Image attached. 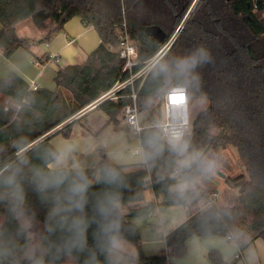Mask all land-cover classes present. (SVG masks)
<instances>
[{"label":"trees","instance_id":"16d2710c","mask_svg":"<svg viewBox=\"0 0 264 264\" xmlns=\"http://www.w3.org/2000/svg\"><path fill=\"white\" fill-rule=\"evenodd\" d=\"M263 14V0L258 1L256 12L254 0H0V24L3 27L0 50L6 58L20 48L31 51L33 40L16 33V26L28 19L44 33L42 42L46 44L75 17H79L85 26L93 27L101 40L84 64L57 71L55 90L41 87L33 90L15 72L0 79V94L19 106L0 102V165L15 157L0 173V179L17 167L20 169L18 180L23 190V217L30 218L41 228L35 243L45 253L46 264L65 263L64 256L54 259V246L62 244L68 233L59 226L49 230V226L56 222L49 218L51 201L37 191V173L50 176L63 171L70 177L75 175L73 169L49 168V164L55 161L54 154L59 152L51 140L56 136L69 139L79 119L67 121L112 89L121 78L125 61L113 49L120 44L124 24L130 38L138 45L141 61L153 57L175 35L174 43L162 60L185 55L198 46L208 50L212 62L196 70L198 83L187 85L190 100L209 102L196 115L186 134L189 151L205 149L204 157L210 150L234 147L245 173L224 179L227 185L239 190V197L233 205L211 206L199 212L200 200L208 199L214 191L202 186L205 173L197 166L179 170L177 157L168 150L166 143L159 156L146 160L151 173L144 168L126 171L125 166L110 163L104 149L98 147L99 165L83 169L90 182L83 212L88 223V248L96 245L94 233L101 220L96 205L105 193L118 194L116 215L120 233L137 247L138 257L131 259L129 264H174L172 260L186 254L190 238L207 236L231 237L238 246L231 262L225 261L219 250H210V264H238L243 252L256 239L264 240ZM152 26H159L166 33L163 43L148 31ZM180 26L182 28L177 32ZM49 59L45 54L40 62L44 64ZM127 77L128 73L122 79ZM163 83V77H157L151 71L138 93V104L147 111L155 107L160 112ZM129 92L130 88H127L120 93ZM130 102L127 97L106 100L96 108L109 116L110 123L118 124L122 109ZM151 131L150 126L143 129L140 135L142 148L146 149V137ZM106 166L119 172V185L103 180L102 170ZM175 172L178 176H172ZM185 178L194 182L197 188L188 190L181 197L172 188ZM147 188L162 197L160 206L182 205L190 213L184 223L166 236L167 252L154 257L145 256L138 227L129 221L133 217L150 216L156 211L158 205L153 203L128 208L144 202ZM4 192L5 188L0 184V196ZM13 206L11 198L0 199V215L4 208L8 209L0 228V245H6L14 253L3 264H13L14 260L15 264H29L23 258V252L29 239L33 242V238L21 232L22 217L17 218ZM87 255V251L76 254L73 264H85ZM97 255L101 264H106L105 256L99 251Z\"/></svg>","mask_w":264,"mask_h":264},{"label":"clouds","instance_id":"9594fccd","mask_svg":"<svg viewBox=\"0 0 264 264\" xmlns=\"http://www.w3.org/2000/svg\"><path fill=\"white\" fill-rule=\"evenodd\" d=\"M212 57L207 49L198 46L185 55L174 57L171 60L158 61L152 68L157 77H163L162 84L163 99L166 113L163 118L156 119L151 131L146 137V149L141 148L140 152L145 160L154 159L162 152L166 143L168 150L177 157L176 164L179 170L191 169L197 166L204 173H211L215 170L214 160L203 157L197 151L189 152L190 143L186 138L185 129L189 124L187 105L189 94L187 85L199 82V74L196 71L204 64L211 63ZM179 97L180 99H174ZM64 152L54 154L57 165L64 161ZM20 169L17 167L10 174L0 179V184L5 192L0 199L9 197L13 201L12 211L17 218L24 216L22 211L23 190L20 186L18 176ZM103 180L112 185H119L121 177L119 172L112 167H105L102 170ZM39 182L37 191L50 200L52 208L49 218L54 220L55 225H50L51 231L54 226L66 229L68 235L62 244L54 246L56 251L54 259L64 256L72 262L77 259L76 254L87 251L88 255L85 264H101L97 251L105 256L106 264H125L126 241L120 233V222L116 215L119 208V196L114 193H105L97 201L96 209L101 217L98 229L94 233L96 245L88 248L87 228L88 223L83 212L87 203L86 194L90 187L83 169L77 167L75 175L71 176L63 171L56 172L50 176L37 173ZM195 183L185 178L177 183L174 191L183 197L189 189H194ZM31 220L24 217L21 223V232L31 237ZM13 250L6 245H0V264L9 256H13ZM45 253L38 243H33L31 238L26 245L23 258L29 264H46ZM15 264V260L13 261Z\"/></svg>","mask_w":264,"mask_h":264},{"label":"crops","instance_id":"0c3cea01","mask_svg":"<svg viewBox=\"0 0 264 264\" xmlns=\"http://www.w3.org/2000/svg\"><path fill=\"white\" fill-rule=\"evenodd\" d=\"M79 19V20H78ZM74 23V24H73ZM25 27H34L37 31L30 39L33 40L31 51H27L23 48L18 49L14 55L10 58H5L4 62L7 64L6 69H3V73H7L10 69H13L20 76H22L29 84L35 82L38 87L48 83L43 82V78L47 75L48 70L52 67L56 68L53 73L55 75L57 71L66 68L70 65H82L86 62L89 55L98 47L101 40L97 31L93 27L85 26L79 17H75L70 20L64 27V32L55 36L53 42L46 44L45 48L38 45L42 42L40 39L43 37V32L36 29L32 20L28 19L16 26V33L19 37H25L20 34L21 31L25 32ZM0 25V31L2 30ZM39 39V41H37ZM36 47V52L32 49ZM25 51V52H24ZM38 51V53H37ZM0 50V56H2ZM47 54L49 60L46 63H41L42 56ZM57 57V60L54 59ZM4 63V64H5ZM0 102L5 105L16 106V104L8 97L0 94ZM95 113H98L95 115ZM98 117L103 121L101 125L94 122ZM79 121L73 127L72 135L69 139H63L60 136L52 138L51 144L59 151L64 152V161L62 164L57 165L56 161L49 164V168L52 170L59 169H73L77 167L81 169L95 168L99 165L101 157L97 152L99 145H103L106 149L107 157L110 163L115 165L125 166L126 171H132L138 168L148 169L151 173L149 166L146 165V160L141 156L140 149L142 148L140 137L138 138L139 145L135 152L131 154L128 151H122V147H128L126 144V136L131 135L127 128L122 123V116L119 117L120 122L118 124L110 123L109 116L97 108L89 111L80 118ZM106 124L107 127L103 126ZM112 128L113 131H109ZM108 132V133H107ZM95 137L94 135H98ZM195 150H191L192 152ZM205 149L197 151L204 153ZM129 154L130 156H128ZM139 156V159H135L132 156ZM15 157L10 158L0 165V173L8 168V166L14 161ZM220 171H217V174ZM220 176V175H219ZM208 181L219 184L211 178ZM225 177L222 181H224ZM176 185V184H175ZM173 186V190L174 187ZM203 187H206L202 185ZM218 186V185H217ZM197 185H195V188ZM193 190V189H189ZM218 193L213 192L209 195L208 199L200 200L198 204V211L202 212L210 208L208 204L210 200L214 198V195ZM144 202L141 204H132L128 208L141 207L145 204L153 203L158 205L156 211L147 217H133L129 221L138 227L140 237L142 240V247L145 256L154 257L167 252L165 238L175 228L184 223L190 216L188 210L182 205H174L169 207L160 206L163 202L162 197L155 195L151 188H147L144 194ZM212 200V206L217 207L216 199ZM8 209L4 208L0 215V228L3 226ZM39 227V226H38ZM34 232L30 229L33 243L40 233ZM126 243L125 264H129L130 260L138 257L137 247L134 243L124 239ZM212 249L219 250L224 260L231 262L234 260L236 253L238 252V246L227 238L220 236H207V237H192L188 240V248L184 257L176 260H172L174 264H210L208 259V252ZM66 258L64 264H73ZM238 264H264V240L262 238L256 239L244 252L243 256Z\"/></svg>","mask_w":264,"mask_h":264},{"label":"built area","instance_id":"2783aa9c","mask_svg":"<svg viewBox=\"0 0 264 264\" xmlns=\"http://www.w3.org/2000/svg\"><path fill=\"white\" fill-rule=\"evenodd\" d=\"M258 1L259 0H254L255 12L258 10ZM263 5H264V0H263ZM179 31L180 28L177 30V32ZM175 39H176V35L173 36L171 39H169L167 42H165L153 57H151L146 61H141L138 45L130 38L126 30V26L124 24L122 31L120 32V44L113 49L125 61L121 78L112 87V89L104 93L99 99H97L95 102H93L92 104L81 110L76 115H74L67 122H72L73 120L80 118L84 114L95 109L97 105L101 104L106 100L117 101L120 98L127 97L131 100V102L122 109L121 112L122 123L124 124V126L127 128L128 132L131 135L140 137L143 129L145 127H149V126L151 127L152 124L143 126L140 122L141 116H143L147 112V110L145 108H142L138 104V93L145 79L151 72L153 66L166 56L172 44L174 43ZM54 59L57 60V57H54ZM127 73H128V77L126 79H122V76ZM29 85L30 88L33 90H37L39 88L35 82H31V84ZM127 88H130V92L128 94L120 93L121 91ZM174 99H180V98L175 97ZM159 103H160V113L163 118L166 113L165 102L163 97L160 99ZM16 107L19 106L16 105ZM6 109L8 108L6 107ZM187 112H188L189 124L185 129L186 134L190 131L192 126V119L190 116V98L187 105ZM172 176H178V173L175 172L172 174ZM216 197L217 194L214 195V198ZM214 198L212 200H214ZM212 200H210V202L208 203L210 206H212ZM228 240L231 241L232 238L228 237Z\"/></svg>","mask_w":264,"mask_h":264},{"label":"rangeland","instance_id":"374dc122","mask_svg":"<svg viewBox=\"0 0 264 264\" xmlns=\"http://www.w3.org/2000/svg\"><path fill=\"white\" fill-rule=\"evenodd\" d=\"M183 24H184V22H182L181 25H183ZM33 28L34 27H25V32L21 31L20 34L27 37V38H30L33 34L37 33V31ZM62 32H64V29L60 33H62ZM54 38L52 39L50 44L53 42ZM40 40L42 41L43 37ZM37 41H39V39H37ZM38 45L42 48H45L46 43L39 42ZM32 49L36 52V47H33ZM37 53H38V51H37ZM4 60H5V58L3 57V54H2V56H0V79L9 77L11 75V73H13V72L17 73L13 69H10L8 71V74L3 73L2 70L6 69V66H7V64L4 62ZM55 71H56L55 67H52L48 70L47 75L43 78L42 81L45 83H48L49 86L45 85L41 88H46L49 90H55L56 85H55L54 76H53V73ZM208 104H209V102L207 100H190V116L192 119V123H193V120L196 117V115L199 112H201L202 110H204L208 106ZM7 106H11V105L8 104ZM96 114H98V113H95V115ZM159 115H161L159 112V109L154 107L151 110L147 111L143 116H141L140 122L143 126H147L149 124H152L159 117ZM121 116L122 115H120L119 117H121ZM94 118H95L94 122H96V124L101 125L102 123H104V120L102 121L98 117V115ZM103 126L106 129L107 125L103 124ZM109 131L110 132L113 131L112 128ZM214 133H218V131H215ZM99 135L100 134L94 135V136L98 137ZM126 138H128V139H126V144L128 145V147L127 146L124 148L122 147V151L124 149L125 152L128 151L131 154L132 152L136 151V149L139 145V141H138L139 137L127 135ZM98 147H102L106 153V149L104 148L103 145H99ZM97 152H98V148H97ZM127 155L130 156L129 154H127ZM106 156H107V154H106ZM204 157H207L208 159L214 160L216 167H215V170L213 172L205 173L204 178L201 179V184L206 186L209 190H212V191H215L218 193V198L216 197L217 201L215 203L217 205V208H220L222 206L233 205L239 197V190L230 187L224 181H222L223 178H222V176H219V173L224 174L225 178L229 177V176L235 177L239 174L245 173V167L239 161L237 149L234 147H227L224 149L210 150V151L205 153ZM132 158L135 160V159H139L140 157L135 155V156H132ZM107 159H108V157H107ZM108 161H109V159H108ZM135 161H137V160H135ZM217 171H220V172L217 174ZM206 178H211L214 181L218 182L219 184L212 183V181L210 182V181H208L209 179H206ZM21 220H22V222H24V217H22ZM31 225H32L31 228L34 232L39 231L38 225L35 222H33L32 220H31Z\"/></svg>","mask_w":264,"mask_h":264},{"label":"water","instance_id":"95a60500","mask_svg":"<svg viewBox=\"0 0 264 264\" xmlns=\"http://www.w3.org/2000/svg\"><path fill=\"white\" fill-rule=\"evenodd\" d=\"M227 1H231V0H227ZM180 29L182 28V26L179 27ZM148 31L154 36V38L159 42V43H163L164 40L166 39L167 35L166 33L162 30V28H160L159 26H152L148 28ZM98 106V105H97ZM96 106V107H97ZM220 176H222V178L225 177L224 174L219 173Z\"/></svg>","mask_w":264,"mask_h":264}]
</instances>
